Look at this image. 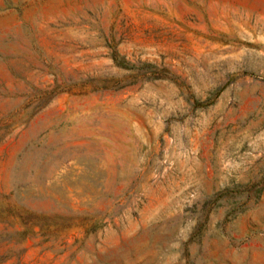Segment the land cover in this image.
<instances>
[{
  "label": "rangeland",
  "instance_id": "rangeland-1",
  "mask_svg": "<svg viewBox=\"0 0 264 264\" xmlns=\"http://www.w3.org/2000/svg\"><path fill=\"white\" fill-rule=\"evenodd\" d=\"M0 264H264V0H0Z\"/></svg>",
  "mask_w": 264,
  "mask_h": 264
},
{
  "label": "bare ground",
  "instance_id": "bare-ground-1",
  "mask_svg": "<svg viewBox=\"0 0 264 264\" xmlns=\"http://www.w3.org/2000/svg\"><path fill=\"white\" fill-rule=\"evenodd\" d=\"M37 154H38V150L37 149H32L31 151L29 150L23 156L22 162L20 163V168L22 169V168L30 167V168L35 169L36 171H40V167H42L45 164V161L43 160L42 162L38 163L36 161Z\"/></svg>",
  "mask_w": 264,
  "mask_h": 264
}]
</instances>
